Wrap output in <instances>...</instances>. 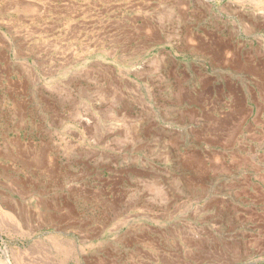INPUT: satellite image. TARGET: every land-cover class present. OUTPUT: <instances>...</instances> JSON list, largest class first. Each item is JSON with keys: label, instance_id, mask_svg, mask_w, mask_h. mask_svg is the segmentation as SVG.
Instances as JSON below:
<instances>
[{"label": "rangeland", "instance_id": "1", "mask_svg": "<svg viewBox=\"0 0 264 264\" xmlns=\"http://www.w3.org/2000/svg\"><path fill=\"white\" fill-rule=\"evenodd\" d=\"M264 0H0V264H264Z\"/></svg>", "mask_w": 264, "mask_h": 264}, {"label": "bare ground", "instance_id": "2", "mask_svg": "<svg viewBox=\"0 0 264 264\" xmlns=\"http://www.w3.org/2000/svg\"><path fill=\"white\" fill-rule=\"evenodd\" d=\"M264 9V8H263Z\"/></svg>", "mask_w": 264, "mask_h": 264}]
</instances>
